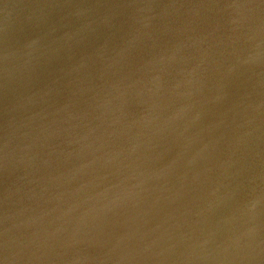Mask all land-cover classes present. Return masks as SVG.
I'll return each instance as SVG.
<instances>
[{"label":"water","instance_id":"obj_1","mask_svg":"<svg viewBox=\"0 0 264 264\" xmlns=\"http://www.w3.org/2000/svg\"><path fill=\"white\" fill-rule=\"evenodd\" d=\"M0 264H264V0H0Z\"/></svg>","mask_w":264,"mask_h":264}]
</instances>
